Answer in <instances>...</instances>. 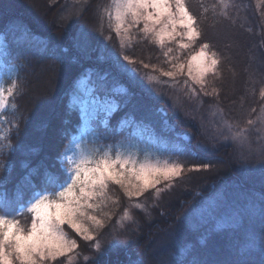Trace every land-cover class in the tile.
Instances as JSON below:
<instances>
[{"label":"trees","instance_id":"trees-1","mask_svg":"<svg viewBox=\"0 0 264 264\" xmlns=\"http://www.w3.org/2000/svg\"><path fill=\"white\" fill-rule=\"evenodd\" d=\"M185 2L200 33L188 48L176 42L161 47L140 30L124 46L104 11H112V0H0V60L6 77L19 85L16 110L0 113V137H6L0 139V209L19 211L38 193L58 191L69 177L66 149L82 132L88 89L117 105L107 120L102 113L93 122L98 144L138 140L189 170L160 193L151 189L126 199L121 189L114 191L123 204L145 206V212L133 209L140 234L112 245L111 217L98 232L101 249L90 247L91 256L78 264H264V181L253 178L235 145L212 147L168 99L122 67L128 57L138 67L168 69L208 43L219 63L207 78L206 107L217 108L237 128L256 121L264 108V0ZM169 48L176 58L171 63L163 55ZM214 162L222 165L212 172L192 168ZM220 188V206L192 225L184 214ZM226 215H234L235 223L217 226ZM17 218L25 226L32 217Z\"/></svg>","mask_w":264,"mask_h":264},{"label":"snow or ice","instance_id":"snow-or-ice-1","mask_svg":"<svg viewBox=\"0 0 264 264\" xmlns=\"http://www.w3.org/2000/svg\"><path fill=\"white\" fill-rule=\"evenodd\" d=\"M223 2V0H222ZM109 16L116 22V31L121 28L127 33L131 28L143 23L140 29L145 36L152 35L153 40L161 47L165 39H175L174 34L182 35L189 42H196L200 33L196 29V18L188 10L185 0H112V11L105 9ZM131 23H128V18ZM127 24L125 28L124 25ZM185 31L177 33V26ZM123 46V45H121ZM189 43H180L181 48H188ZM210 45L204 43L200 51L191 56L187 68L188 75L202 88L206 83V76L214 73L218 66L215 52H207ZM172 49L164 52L169 63L174 57L169 56ZM129 60L128 57H125ZM130 63L134 61L129 60ZM195 62V74H193ZM175 71L163 72L164 76L175 77L183 72L184 63L172 64ZM155 79V77H150ZM18 83L15 79L5 87L0 81V113L10 107L15 111L17 105L14 100L18 94ZM13 102L9 105V100ZM7 122V121H5ZM249 123H252L249 121ZM232 130V125H227ZM233 138L241 145L248 143L245 131L235 132ZM6 139V137H0ZM78 149L71 158L65 157L68 163V172L71 175L59 185V190L52 192L43 191L38 196L32 197L17 209H0V264H44L48 259L56 260L65 256L77 246L74 240H68L63 226L67 224L76 233L83 235L84 239L94 240L91 234L84 235L88 230L83 227L81 220L87 218L100 223L96 217L88 214L89 209L98 208L94 203L103 199L107 194L109 182L125 188L129 197L139 196L143 192L155 188L161 179L171 180L181 174V165L151 166L141 164L135 166L130 158L118 153L112 158L111 151L100 153L96 147L74 145ZM66 151H71L66 149ZM132 167H128V165ZM202 167H209L202 165ZM138 182V183H137ZM131 186L136 191L128 190ZM136 207H142L136 205ZM31 214V223L27 230L21 225L18 216ZM125 216L131 219L125 211ZM99 250V245L96 246Z\"/></svg>","mask_w":264,"mask_h":264},{"label":"rangeland","instance_id":"rangeland-1","mask_svg":"<svg viewBox=\"0 0 264 264\" xmlns=\"http://www.w3.org/2000/svg\"><path fill=\"white\" fill-rule=\"evenodd\" d=\"M112 20L113 27L116 31V22L114 19ZM128 23H131L130 17L128 18ZM124 27L126 28L127 24H125ZM142 27L143 23L141 22L140 25L131 28L127 33H125L124 29L121 28L120 32L118 33L119 41L124 46L130 45L134 35ZM184 31L185 30L179 25L177 26V33H182ZM174 35L175 39L168 40L166 38L164 45L172 42H176L178 44L181 42L189 44L191 43L186 37L182 35ZM0 51H2L1 48ZM206 51L209 52L208 49ZM198 52L194 53L193 55H196ZM190 58L187 61L177 59L178 61H175V63L173 62V64H185L183 72L178 73L175 77H168L162 74L163 72L167 71H175L172 65L168 69H157L155 71L147 69L145 66L138 67L134 63H130L129 60H124L122 67L132 77L135 78L136 82H142L143 86L156 97L168 99L172 105V109L177 114L183 116L188 122L194 123L203 131V133H205L206 137L211 141L212 147H216L219 142H226L235 145L238 156L246 164L245 168L255 176H253V178H259L260 180L262 179L264 181V108L260 112V115L256 121L253 122L249 127L243 129L249 142L241 145L238 140L233 138V135L235 132L241 131L242 128L234 127L217 108L206 107L203 94L207 92L206 84L210 73L206 76V83L202 88L188 75L187 64ZM6 65V62L3 59L0 60V81H3L5 87L9 86L12 82L9 77H6L5 75L4 67ZM10 73L11 71H9V74ZM56 73L57 71L53 74V77H56ZM193 74H195V62H193ZM150 77H155V79H150ZM84 84H86V82H84ZM116 106L117 105L114 102L101 100L93 93L92 89L87 90V95L81 101V107L84 115V126L81 134L74 139V142L70 146L71 151L67 152L66 157L71 158L73 153L78 151L74 145L83 144L89 148H99L100 153L110 149L112 158H115L118 153L123 154L134 161L136 167H139L141 164L151 166L181 165L182 170L179 176L173 177L171 180L161 179V182L157 184L155 188H151L157 189L158 193L161 192V189L174 184L178 179H184L189 170L182 161L176 157H166L161 152L157 151V149L145 145L138 140H130L107 147L97 143V135L93 128V122L102 113L105 116L104 119L107 120L108 117L115 111ZM228 124L232 125L231 131L228 130ZM213 165L214 166L208 165L209 167L196 166L192 168H213L210 171L212 172L215 170V168L221 167L222 164L214 162ZM128 167H132V165L130 164ZM67 168L68 163L66 165V170ZM68 174L69 176L71 175L70 172H68ZM117 189L122 190V192L126 195V199L127 197L129 199L140 197L147 191L151 190L149 189L139 196L133 195L129 197L124 187L109 182L106 196L102 200L97 199L94 201V203H98L100 206L98 208L88 210V214L90 216L96 217L100 223L97 224L95 221L87 218H82L81 220L83 227L87 228L88 230L86 233H84V235L91 234L95 237V239H84L83 235L76 233L67 224H65L63 226V231L67 234V239L70 241L74 240L78 247L73 249L70 253H67L65 256L58 257L56 260L48 259L44 262V264H78L83 260H87L88 255L91 256L87 251L90 249V247L99 245V250L101 249V242L98 239V232L104 226L105 222L111 219V217L115 218V224L110 228L112 229V241L110 239L112 245H125L127 242L132 240L131 232L139 233V226L133 211V209L136 208V205L135 203L130 205V202H128V205L123 204V199L120 198L119 200L118 197L112 194L114 191L115 194H118L116 192ZM128 190L136 191V189H133L131 186H128ZM41 193L42 192L38 193L36 196ZM223 197L224 193L222 188H220L211 196L200 199L199 204H196L191 209L189 208L188 212L185 213L184 216H186V218L191 221L192 225L199 226L203 220H206L211 216L214 209L220 206ZM137 205H140V202L137 203ZM140 208H142V210L145 212V206ZM126 210L131 219H128L125 216ZM232 216L226 215L220 217L218 219L217 226L235 223V216ZM30 223L31 220L24 226L26 230ZM220 258L223 259L222 255H220Z\"/></svg>","mask_w":264,"mask_h":264}]
</instances>
